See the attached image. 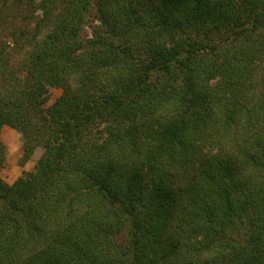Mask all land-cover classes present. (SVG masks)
Here are the masks:
<instances>
[{
    "label": "trees",
    "instance_id": "16d2710c",
    "mask_svg": "<svg viewBox=\"0 0 264 264\" xmlns=\"http://www.w3.org/2000/svg\"><path fill=\"white\" fill-rule=\"evenodd\" d=\"M3 126L0 264H264V0H0Z\"/></svg>",
    "mask_w": 264,
    "mask_h": 264
},
{
    "label": "rangeland",
    "instance_id": "374dc122",
    "mask_svg": "<svg viewBox=\"0 0 264 264\" xmlns=\"http://www.w3.org/2000/svg\"><path fill=\"white\" fill-rule=\"evenodd\" d=\"M11 25L14 20L10 19ZM61 93L60 88H49V102L53 101ZM0 139L6 145V161L3 168L0 170V176L8 183L14 181L23 170L33 168L36 159L39 157L41 150L36 149L29 159L23 165H20L18 160L21 154V136L20 133L12 127L3 126L0 129Z\"/></svg>",
    "mask_w": 264,
    "mask_h": 264
}]
</instances>
